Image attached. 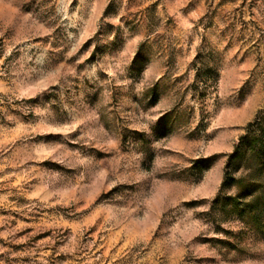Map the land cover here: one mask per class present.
<instances>
[{"label": "rangeland", "instance_id": "1", "mask_svg": "<svg viewBox=\"0 0 264 264\" xmlns=\"http://www.w3.org/2000/svg\"><path fill=\"white\" fill-rule=\"evenodd\" d=\"M250 122L264 0H0V264H264L213 205Z\"/></svg>", "mask_w": 264, "mask_h": 264}, {"label": "trees", "instance_id": "2", "mask_svg": "<svg viewBox=\"0 0 264 264\" xmlns=\"http://www.w3.org/2000/svg\"><path fill=\"white\" fill-rule=\"evenodd\" d=\"M255 125V122L248 124L246 135L229 154L222 190L213 205L243 221L259 224L264 216V179L261 178L264 173V133L260 134ZM240 168L242 172L235 175L234 171ZM231 185L235 193L222 196L223 190Z\"/></svg>", "mask_w": 264, "mask_h": 264}]
</instances>
